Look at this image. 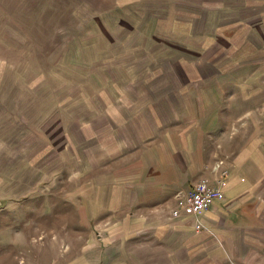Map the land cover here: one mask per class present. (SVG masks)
I'll return each instance as SVG.
<instances>
[{
	"label": "rangeland",
	"instance_id": "obj_1",
	"mask_svg": "<svg viewBox=\"0 0 264 264\" xmlns=\"http://www.w3.org/2000/svg\"><path fill=\"white\" fill-rule=\"evenodd\" d=\"M214 126L264 144V0H0V264H264V191L233 247L129 229L205 230L120 203Z\"/></svg>",
	"mask_w": 264,
	"mask_h": 264
},
{
	"label": "crops",
	"instance_id": "obj_2",
	"mask_svg": "<svg viewBox=\"0 0 264 264\" xmlns=\"http://www.w3.org/2000/svg\"><path fill=\"white\" fill-rule=\"evenodd\" d=\"M154 135L144 141H152L156 137ZM165 140L162 149L168 155V175L145 176L148 178L140 183L135 182V189L126 193L121 205L126 208L148 206L150 212L157 211L159 207L163 209L164 204H161L164 201L171 199L170 203L177 193L194 188L193 185L201 178L208 180L213 187H220L223 197L215 201L208 212L199 216L204 231H197L196 224L192 219L188 221L186 217L166 223L151 221L149 227L145 221H141L143 218H136L139 226L129 229L139 230L143 234L149 232L150 238L156 240L157 245L169 246L172 237H182L184 242L185 238L193 235L195 238L211 240L216 247L218 241L233 247L234 229H245L234 224V217L244 212L241 208L248 207L254 202L253 199L263 197V142L256 143L253 135L249 136L242 131L231 133L218 126H214L212 131L207 128L205 131L201 130L199 135L191 134L181 139L167 135ZM152 149L146 150L142 155L144 167L150 170L165 164L162 161V152ZM132 184L127 183L128 186Z\"/></svg>",
	"mask_w": 264,
	"mask_h": 264
},
{
	"label": "built area",
	"instance_id": "obj_3",
	"mask_svg": "<svg viewBox=\"0 0 264 264\" xmlns=\"http://www.w3.org/2000/svg\"><path fill=\"white\" fill-rule=\"evenodd\" d=\"M222 197L221 188L213 187L205 180L201 181L190 192L177 193V207L173 211V216H197L206 213L214 202Z\"/></svg>",
	"mask_w": 264,
	"mask_h": 264
}]
</instances>
